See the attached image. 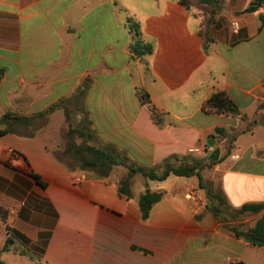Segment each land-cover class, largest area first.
Returning <instances> with one entry per match:
<instances>
[{
	"label": "crops",
	"instance_id": "1",
	"mask_svg": "<svg viewBox=\"0 0 264 264\" xmlns=\"http://www.w3.org/2000/svg\"><path fill=\"white\" fill-rule=\"evenodd\" d=\"M261 14L264 8L242 14L232 22L239 30L223 37L216 30L205 51L201 21L179 0H0V119L29 117L28 124L13 121L15 132L0 138V248L13 241L5 264L10 254L17 264H264V246L230 229L254 227L264 210L222 222L200 186L202 180L221 191L232 210L264 203V54L255 46L251 66L242 51L264 43ZM130 20L152 54L134 56ZM140 89L165 113L163 126ZM217 91L239 106L237 116L203 110ZM66 110L73 128L91 130L88 144L139 167L171 156L207 164L216 149L219 159L200 176L153 181L134 173L127 198L118 191L127 167L113 166L102 177L68 150L83 139L69 138ZM193 147L205 151L190 153ZM190 190L198 203L185 197ZM147 191L164 196L143 219L140 198Z\"/></svg>",
	"mask_w": 264,
	"mask_h": 264
},
{
	"label": "trees",
	"instance_id": "2",
	"mask_svg": "<svg viewBox=\"0 0 264 264\" xmlns=\"http://www.w3.org/2000/svg\"><path fill=\"white\" fill-rule=\"evenodd\" d=\"M218 0H179L183 5H185L193 15L201 21L200 34L203 38L205 51H208L213 45L214 41H209L207 38V32L203 29L205 28L204 21L199 17L197 12V2L200 4H205L208 6H213ZM259 8H264V0H252L250 4L244 9V13L257 12ZM261 21H264V14L259 16ZM130 30L134 34V41L131 44V51L135 57L143 58L146 55L152 54L154 47L152 44L147 43L142 38V33L140 31V26L133 21H129ZM209 41V42H208ZM88 91V84H85L77 93V96L84 98ZM139 96L142 101L148 105L151 115L155 122L159 126H163L165 122V113L160 111L151 101L150 94L145 89L139 90ZM63 103H59L51 107L50 110L62 107ZM203 110L207 113H219L228 116H237L239 114V106L230 98V96L225 91L214 92L203 104ZM66 118L69 124L68 136L73 139L74 136H78L83 139V143L76 146L74 143H70L68 150L72 151L74 155L81 160L82 166L84 168L94 169L96 173L102 177L109 176L113 169V166L122 165L129 169V175L127 178L123 179L119 183V195L130 198L132 196L131 179L134 173H140L146 180L153 181H164L169 176H181V177H191L195 174L200 176V170L205 166H212L216 164V161L210 160L206 164L202 160L190 159L186 157L171 156L165 160L162 164L153 168H144L134 165L128 161V159L114 150L109 148H97L88 144V141L92 138V132L89 128L85 127L83 129H75L71 125L70 115L68 110H66ZM22 121L25 124L29 123V117H21L13 113H7L0 119V138L8 134H13L15 132L12 127L13 121ZM216 134L220 135L222 138L226 136L225 130L223 128H216ZM236 139H231L230 143L227 145L229 152L234 147L233 142ZM31 175L37 183L46 186V183L41 179L39 174L30 172ZM200 186L206 189V195L212 204L211 212L214 216L222 222L232 221V219H237L243 215L256 214L264 210V203H246L240 209L232 210L228 205L227 200L221 191H214L205 186L203 181H200ZM164 196L163 192H153L147 191L140 198V208L142 212L143 219H147L150 215L152 207L162 200ZM230 214L231 218L228 219L227 215ZM230 229L236 234L237 237L244 238L253 246H264V216H262L256 222L255 226L252 228H244L242 224H236L230 226ZM13 241L8 238L5 246L0 248V264H5L2 258L4 252L9 251ZM144 253H150L147 250H143Z\"/></svg>",
	"mask_w": 264,
	"mask_h": 264
},
{
	"label": "rangeland",
	"instance_id": "3",
	"mask_svg": "<svg viewBox=\"0 0 264 264\" xmlns=\"http://www.w3.org/2000/svg\"><path fill=\"white\" fill-rule=\"evenodd\" d=\"M251 1L252 0H218L213 6L197 2V12L199 17L204 21L205 28L203 30L207 32V38L209 41H215L216 30H218L221 37L229 31L233 32L232 22L237 20L242 14H245L243 11ZM255 46H259L260 51L264 54V43L259 40H255L252 44L245 46L242 49L245 53L244 62L251 66H255L257 62V58L252 55L255 52ZM76 141L77 143L81 142L79 138H76ZM5 258L9 264H17V261H19L18 257L13 254H10Z\"/></svg>",
	"mask_w": 264,
	"mask_h": 264
},
{
	"label": "built area",
	"instance_id": "4",
	"mask_svg": "<svg viewBox=\"0 0 264 264\" xmlns=\"http://www.w3.org/2000/svg\"><path fill=\"white\" fill-rule=\"evenodd\" d=\"M233 28L237 32L239 30V25L236 22H234ZM224 147H225V143H223L220 148L222 149ZM201 151H205V149H202L201 147H193V148L189 149L190 153H199ZM7 152L9 154H11L13 161H17L19 159V155H18V153H16V151L14 149H11V148L7 149ZM185 197L192 202H195V203L199 202V195H198L197 191H195V190H190V191L186 192Z\"/></svg>",
	"mask_w": 264,
	"mask_h": 264
},
{
	"label": "water",
	"instance_id": "5",
	"mask_svg": "<svg viewBox=\"0 0 264 264\" xmlns=\"http://www.w3.org/2000/svg\"><path fill=\"white\" fill-rule=\"evenodd\" d=\"M215 144V140L212 139L210 141V145L213 146ZM219 155H220V149H216L213 154L211 155V159L214 160V161H217L219 159ZM210 207H212L211 204H209Z\"/></svg>",
	"mask_w": 264,
	"mask_h": 264
}]
</instances>
